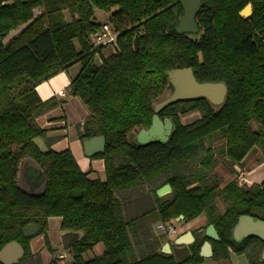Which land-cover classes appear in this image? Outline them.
Listing matches in <instances>:
<instances>
[{"label": "trees", "instance_id": "1", "mask_svg": "<svg viewBox=\"0 0 264 264\" xmlns=\"http://www.w3.org/2000/svg\"><path fill=\"white\" fill-rule=\"evenodd\" d=\"M92 2L95 9L89 0H0V249L11 241L23 246L24 256L14 264H201L209 240L212 259H229L232 251L245 254L248 264H264L262 239L232 237L240 216L264 220V180L242 185L233 178L221 187L214 172L218 155L232 171L252 150H260L264 160V0H202L198 31L191 34L176 29L181 0ZM248 4L253 12L245 17L241 11ZM96 10L111 12L107 22L117 35L108 57L103 46L93 45L101 27ZM77 63L68 90L89 112L77 129L81 140L105 137V151L97 155L104 160L105 180L90 178L70 149L49 145L42 152L34 142L48 132L37 118L64 102L55 96L43 100L37 86ZM181 68H191L199 81L225 83V102L217 106L199 97L169 104L158 112L173 124L167 140L133 142L136 130L151 126L159 99L173 91L168 72ZM193 112L200 117L184 123L182 117ZM219 138L225 141L220 150L214 144ZM25 160L43 170L44 192L20 186ZM147 184L159 221L175 224L183 216L189 222L204 214L219 239L199 234L183 249L162 252L160 235L136 225L143 216L126 220L118 197ZM165 184L172 192L158 196ZM219 197L228 203L223 212ZM50 217L62 219L63 231L81 232L64 262L57 256L44 263L31 248L32 239L43 236L55 253ZM29 224L39 231L26 237ZM98 243L103 253L86 259Z\"/></svg>", "mask_w": 264, "mask_h": 264}, {"label": "water", "instance_id": "2", "mask_svg": "<svg viewBox=\"0 0 264 264\" xmlns=\"http://www.w3.org/2000/svg\"><path fill=\"white\" fill-rule=\"evenodd\" d=\"M93 8L96 6L93 4L92 0H89ZM184 12L180 17L176 29L182 32H192L196 33L198 31L197 23L195 17L199 11L202 0H181ZM253 8L251 4H248L242 11L241 14L248 17L252 14ZM139 37L134 40V49L137 51L139 49ZM168 80L173 86V91L168 92L165 95V100L155 105V115L153 116L152 124L150 127L144 129L145 135H153L157 127L161 125V119L158 112L165 106L172 104L177 101L191 100L199 97H204L208 99L214 105H222L227 96V86L223 82H210V81H199L194 75L191 68H181L174 69L168 72ZM167 134L170 135L172 132V124H168ZM167 139V138H166ZM165 139V140H166ZM35 144L42 152H46L49 148L45 145L43 138L39 137L34 140ZM95 142H99L98 152L103 153L105 151L106 140L104 136H95L85 141L86 149L91 148ZM148 142V141H147ZM29 162L34 163L33 160H25L21 168L19 184L27 189L30 193H39L33 189L28 188L27 184L24 182V169ZM39 176L44 179V185L42 187L41 193L45 190V175L43 170L39 168ZM172 192V187L170 184H165L157 189L158 196H164ZM181 216L180 218H182ZM39 231V226L36 224H29L25 227L23 235L28 237L37 234ZM205 235L210 240H218L219 235L215 227L211 224L205 229ZM256 236L264 241V220L255 219L250 215H242L239 217L237 223L232 230V237L235 241L240 242L242 239L248 236ZM190 235L189 237H192ZM81 237V232L79 231H62L61 240L62 245L65 250H68L72 245L79 240ZM25 250L23 246L17 241H11L4 245L0 249V261L4 264H13L19 262V260L24 256ZM170 253V251H167ZM213 255L212 244L209 240H206L201 248V256L204 258L211 257Z\"/></svg>", "mask_w": 264, "mask_h": 264}, {"label": "crops", "instance_id": "3", "mask_svg": "<svg viewBox=\"0 0 264 264\" xmlns=\"http://www.w3.org/2000/svg\"><path fill=\"white\" fill-rule=\"evenodd\" d=\"M18 30L12 31L10 33L11 36L17 33ZM73 67H75L74 71L69 72ZM79 69L80 65L71 66L67 70L60 72L59 74L42 82L37 86V91L43 100L55 96L58 99L64 100V102L61 106L54 108L38 117L36 121L42 128L48 130L47 137L43 138V141L48 148L50 145V148L56 151L70 149L75 156L80 168L84 172H87L90 178H99L101 180H105L106 175L104 160L97 156L98 154H101V152L97 151L100 143L95 142L91 148L89 147L88 149H86L85 141L88 139L81 140L77 129V125L79 123H82L89 115V112L82 100L77 96L71 95L68 90L69 84L76 76ZM164 124L165 123L162 122L163 127L165 126ZM144 129L146 128H140L133 133V142L142 144L140 139L146 136ZM261 156L262 152L257 149L249 152V154H247L245 158L247 161L246 168L248 169L249 173L252 174V178L261 177L260 180L253 179V182H261L264 180V160L261 159ZM52 218L58 219L61 226L62 219L60 217H50L49 222ZM192 221L186 222L182 230L178 231L177 229V232L175 234L163 236L158 235L162 238L161 251L165 253H167V251H170L171 253L174 249H183L192 244L195 241L197 235L205 234V229L207 227L202 226L203 221L195 226H191L189 225V223ZM190 235L193 236L189 237ZM36 238H34L33 240H35ZM38 247H40V245ZM94 248H99L95 256H99L103 253L104 248L101 243L96 244L92 249ZM42 251L43 250H40L39 248L35 252H41L43 257ZM240 256L243 255H238L232 251L230 252V258H232L233 260L235 259L236 264L249 263V261L247 260L238 261L237 258H240ZM209 259H212V256L205 258V261Z\"/></svg>", "mask_w": 264, "mask_h": 264}, {"label": "rangeland", "instance_id": "4", "mask_svg": "<svg viewBox=\"0 0 264 264\" xmlns=\"http://www.w3.org/2000/svg\"><path fill=\"white\" fill-rule=\"evenodd\" d=\"M37 12L38 11L36 10V13ZM110 14L111 12H106L103 10H96L95 19L99 23L107 22L110 18ZM10 36L11 34L7 37V39ZM112 53H113L112 47H108L102 52V55L105 57H108ZM96 61L101 62V59L98 56H96ZM75 65L79 66L80 64L77 63V64H74L73 66ZM74 69L75 67H73L69 72L74 71ZM166 94L167 92L159 99V101L156 104L165 100ZM199 117H200L199 112H193V113L183 116L182 121L184 123H191L194 120L198 119ZM160 127L161 125H159L157 129L158 128L160 129ZM253 128H257L256 124H253ZM224 142H225L224 139L219 138L218 140L214 142V144L220 150ZM217 158H218V164L215 167L214 172L216 173V175L219 177L221 181L220 182L221 187H223L226 183L231 181L233 178H236L238 182L242 185H250L253 183L254 181L253 179H258V180L261 179V177L252 178V174L249 173L248 169L246 168V162H247L246 159H244L241 163H238V164L236 163V165L233 166L234 171H232L231 164L228 162L226 158H224V156L218 155ZM261 159H262V156H261ZM241 177L244 178V181L242 182L240 179ZM31 180L32 179L29 176L25 179V183L31 185L36 190H38L42 185H44L43 178L39 180H35L36 185L32 184ZM150 190H151V187L147 184V185H144L143 187H140L139 189H136L135 191L132 189L125 193H122V192L118 193V197L121 199L124 218L129 221L130 219H135L138 217L141 218L143 216L142 221L141 219L138 218L139 220L136 223V225L139 227L140 225L143 224L146 227V230L156 237L158 235L156 233L155 226L159 222V218H158L157 213L151 210L156 206V202H155V197L150 192ZM166 195H169V193ZM216 203L218 205L219 211H222V212L225 210L228 204L226 201H224L220 197L216 199ZM146 212H149V213L145 215ZM201 222L203 224L202 226L207 225V220L204 214L194 219L192 222L189 223V225L195 226ZM185 224L186 222L182 220V218H179L177 219V221H175V226L177 227L178 231L179 230L181 231ZM48 234L50 237V242H51L50 244L54 247L55 253L60 254V253L67 252L62 246V240H61L62 230L60 228V221L58 219L52 218L50 220ZM38 244L40 245V247H38L39 246ZM31 247L34 252L39 248L40 250H43L42 253H43L44 263H48L50 259L52 258V254L50 251H48V247L45 244V241H43L42 237H37L35 240H33L31 243ZM98 249L99 248H94L86 252L84 254L85 258L91 259L95 257ZM237 259L238 261L239 260L248 261V258L245 254L243 256H240V258H237ZM202 264H236V260L235 259L233 260L232 258L221 259V260L209 259L203 262Z\"/></svg>", "mask_w": 264, "mask_h": 264}, {"label": "built area", "instance_id": "5", "mask_svg": "<svg viewBox=\"0 0 264 264\" xmlns=\"http://www.w3.org/2000/svg\"><path fill=\"white\" fill-rule=\"evenodd\" d=\"M116 33L114 32L112 26L108 22H102L100 29L94 34L93 45L94 47L103 46V50L108 47H112L113 53L115 52V42H116ZM102 50V51H103ZM241 182L244 181V178L241 177ZM157 235H171L177 232V227L172 222L159 221L156 226ZM58 258L63 262L69 258L68 253L58 254Z\"/></svg>", "mask_w": 264, "mask_h": 264}, {"label": "flooded vegetation", "instance_id": "6", "mask_svg": "<svg viewBox=\"0 0 264 264\" xmlns=\"http://www.w3.org/2000/svg\"><path fill=\"white\" fill-rule=\"evenodd\" d=\"M185 33H189V34H191L192 32H185ZM169 91H167V93H168ZM160 117V116H159ZM160 119L162 120V122L163 123H165L164 125V127H163V125H162V123H161V127H160V129L158 128L157 130H156V132L153 134V135H151V136H144L142 139H140V141L142 142V143H149V142H152V141H165V139L166 138H168L169 137V135L167 134V131H168V129H169V127H168V124L169 123H171L172 124V122H171V120L169 119V118H167V117H160ZM172 130H173V124H172ZM167 140V139H166ZM148 141V142H147ZM24 163V162H23ZM23 163L21 164V167H20V171H19V177H20V172H21V168H22V166H23ZM30 176V178L33 180H31V183L32 184H35V180H39V179H42V177L41 176H39V167L35 164V163H31V162H29L28 163V165L25 167V169H24V182H25V179L27 178V177H29ZM18 182H19V179H18ZM25 184H27V183H25ZM36 185V184H35ZM21 186V185H20ZM27 186H28V188H30V189H33V190H35V191H39V193H35V194H40L41 193V190H42V187H43V185L38 189V190H36L34 187H32L31 185H29V184H27ZM22 187V186H21ZM23 188V187H22ZM25 189V188H24ZM25 190H27V189H25ZM49 230V229H48ZM63 231V230H62ZM36 235V234H35ZM49 235V234H48ZM32 236H34V235H32ZM28 237H30V236H28ZM42 238H43V236H41ZM49 239H50V237H49ZM33 240V239H32ZM243 240V239H242ZM43 241H45L44 240V238H43ZM241 242V241H240ZM31 243H32V241H31ZM51 243V242H50ZM52 246V245H51ZM63 246V245H62ZM53 247V246H52ZM32 248V247H31ZM53 249H54V247H53ZM58 256V253H54V254H52V257H57ZM22 259V258H21ZM20 259V260H21ZM19 260V261H20ZM14 264V263H13Z\"/></svg>", "mask_w": 264, "mask_h": 264}]
</instances>
